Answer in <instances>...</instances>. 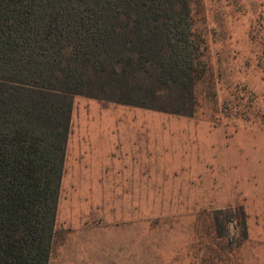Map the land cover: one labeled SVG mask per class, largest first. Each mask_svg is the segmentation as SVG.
I'll list each match as a JSON object with an SVG mask.
<instances>
[{
	"label": "rangeland",
	"instance_id": "rangeland-1",
	"mask_svg": "<svg viewBox=\"0 0 264 264\" xmlns=\"http://www.w3.org/2000/svg\"><path fill=\"white\" fill-rule=\"evenodd\" d=\"M195 117L76 97L49 264H264V0H198ZM215 94V97L213 95ZM244 211L214 228L229 212Z\"/></svg>",
	"mask_w": 264,
	"mask_h": 264
},
{
	"label": "trees",
	"instance_id": "trees-1",
	"mask_svg": "<svg viewBox=\"0 0 264 264\" xmlns=\"http://www.w3.org/2000/svg\"><path fill=\"white\" fill-rule=\"evenodd\" d=\"M197 2L0 0V264H49L76 97L195 117ZM218 214L248 239L244 211Z\"/></svg>",
	"mask_w": 264,
	"mask_h": 264
}]
</instances>
